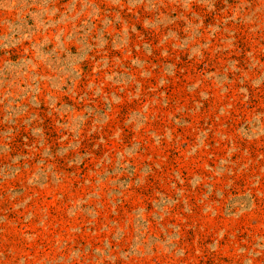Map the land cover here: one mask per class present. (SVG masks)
<instances>
[{
  "label": "rangeland",
  "instance_id": "rangeland-1",
  "mask_svg": "<svg viewBox=\"0 0 264 264\" xmlns=\"http://www.w3.org/2000/svg\"><path fill=\"white\" fill-rule=\"evenodd\" d=\"M0 264H264V0H0Z\"/></svg>",
  "mask_w": 264,
  "mask_h": 264
}]
</instances>
